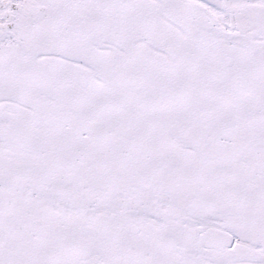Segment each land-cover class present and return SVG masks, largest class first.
I'll list each match as a JSON object with an SVG mask.
<instances>
[{
	"label": "snow or ice",
	"instance_id": "snow-or-ice-1",
	"mask_svg": "<svg viewBox=\"0 0 264 264\" xmlns=\"http://www.w3.org/2000/svg\"><path fill=\"white\" fill-rule=\"evenodd\" d=\"M0 264H264V0H0Z\"/></svg>",
	"mask_w": 264,
	"mask_h": 264
}]
</instances>
